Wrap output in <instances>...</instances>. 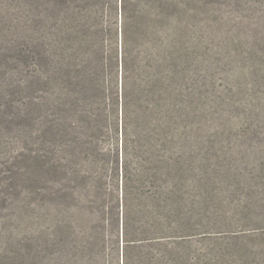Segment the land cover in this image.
<instances>
[{"label":"rangeland","instance_id":"374dc122","mask_svg":"<svg viewBox=\"0 0 264 264\" xmlns=\"http://www.w3.org/2000/svg\"><path fill=\"white\" fill-rule=\"evenodd\" d=\"M7 1L0 0V38L8 35L0 42V264H121L111 235L122 215L140 235L151 224L159 237L135 249L132 264H264V0H177L172 30L152 38L149 76L135 72L128 84L125 134L120 125L108 129L99 145L113 144L114 155L91 158L115 162L101 177L105 203L114 194V229L79 212H96L87 185L97 184V165L82 184L72 182L82 158H71L69 184L37 171L33 47L11 31ZM61 183L65 201L56 195Z\"/></svg>","mask_w":264,"mask_h":264},{"label":"trees","instance_id":"16d2710c","mask_svg":"<svg viewBox=\"0 0 264 264\" xmlns=\"http://www.w3.org/2000/svg\"><path fill=\"white\" fill-rule=\"evenodd\" d=\"M22 1L8 0L6 5L13 14L11 31L14 29L13 34H20L22 40L33 47L31 82L35 96L31 99L29 114L34 115L40 143L37 171L59 175L61 182L69 184L71 158H82L86 165L84 169L74 168L72 180L82 184L84 175L97 165L98 182L87 185L95 199H87V202L97 208L96 212L88 211L90 208L86 206L79 212L86 214L85 217L94 215L98 222L106 221V225L114 229L117 206L113 192L109 193L112 199L105 203L101 177L106 175L110 164L115 166V162H97L91 158L105 151L114 155L113 144L111 149L105 150L101 149L99 141L107 136L108 129L117 133L119 125L122 135L125 134L130 78L135 72L141 78L149 76L151 53L147 51L145 57L146 49L154 45L152 38L159 29L165 34L172 30L178 2L30 0L24 6ZM23 9L27 12L22 13V19L19 12ZM19 27L22 31H18ZM2 30L0 20V36ZM6 36L0 38V42ZM140 80L149 84L145 79ZM122 148L124 151V138ZM122 162L124 165V160ZM61 187L56 195L65 201L69 198L67 188L64 183ZM119 221L118 218V233L111 236L118 244L121 264H132L134 250L144 241L159 237L151 224L145 229L146 235H140L144 231L132 229L126 216L122 215Z\"/></svg>","mask_w":264,"mask_h":264}]
</instances>
